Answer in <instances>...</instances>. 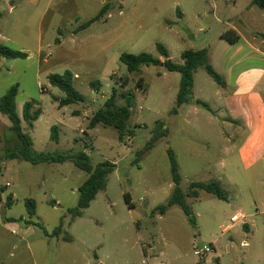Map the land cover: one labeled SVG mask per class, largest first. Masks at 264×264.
<instances>
[{"label": "rangeland", "instance_id": "1", "mask_svg": "<svg viewBox=\"0 0 264 264\" xmlns=\"http://www.w3.org/2000/svg\"><path fill=\"white\" fill-rule=\"evenodd\" d=\"M105 5L108 12L84 27ZM0 13V45L29 56L0 58V100L18 86L19 116L28 102L42 110L33 129L23 121L34 149L84 151L94 166L103 161L116 166L106 190L73 221L68 211L77 207L88 175L70 162L8 160L6 150L19 144L0 112V264H264V143L251 153L242 151L251 133L242 116L263 112L255 102L232 107L226 102L239 72L264 73V55L249 46H260L264 10L253 0H0ZM233 27L243 35L235 44L222 38ZM157 44L176 63L183 51L208 50L212 66L231 87L223 89L199 68L195 97L210 109L184 104L174 114L179 73L161 66L129 73L120 61L123 53H149L163 61ZM67 71L84 102L60 108L65 94L48 77ZM140 80L143 88H138ZM93 81L100 82L99 91L90 86ZM114 89L118 105L125 103L123 92L134 93L123 140L113 127L90 128ZM257 91L264 101V85ZM230 109L241 115L233 120ZM53 126L58 143L50 139ZM165 129L167 137L141 153L155 132ZM258 136L264 142V133ZM168 150L176 154L186 193L191 182L219 181L228 194V201L204 191L188 197L195 224L179 206L163 216L152 214L174 190ZM27 199L36 203L32 219ZM235 215L238 220L232 222ZM62 220V235H47ZM67 236L73 240L65 241ZM205 248L208 254L195 256Z\"/></svg>", "mask_w": 264, "mask_h": 264}, {"label": "trees", "instance_id": "2", "mask_svg": "<svg viewBox=\"0 0 264 264\" xmlns=\"http://www.w3.org/2000/svg\"><path fill=\"white\" fill-rule=\"evenodd\" d=\"M253 4L264 10V0H253ZM109 6L105 5L100 14L90 20L84 27H88L90 24L101 19V17L108 12ZM1 18V13H0ZM222 38L227 40L231 44H235L239 41L240 36L234 31L229 30L222 35ZM159 57H154L149 53H140L138 55L123 53L120 56V61L127 68L129 73H139L143 66H161L168 72H177L181 75L180 87L177 95V108L173 110L174 114H178V108L184 104H195L197 106L205 107L208 110L209 105L201 100L194 99V84L195 74L199 68H205L208 75L221 87H225L226 83L224 78L218 74L215 68L210 62L209 51L202 50H186L181 53V63L173 62L170 58L169 51L162 44L156 45ZM29 56L22 51H15L11 48L0 45V58L7 59H27ZM51 86L58 88L65 94L64 98L58 100L60 108L80 104L84 102V97L77 91L74 86V76L70 71H67L63 75L53 74L48 77ZM90 86L95 91H99L101 84L99 81L91 82ZM138 88H143L142 80L138 83ZM18 94V86L12 87L0 100V112L6 116L10 123V131L16 136L19 147L17 149L8 148L6 155L8 160H22L32 165L39 164H64L67 162L73 163L78 169L85 172L88 175L87 180L79 188L78 205L74 209H70L69 215L71 219L77 220L82 217L84 211L91 206V203L97 198L98 194L105 191L108 185L109 176L115 170V164L109 161H103L94 166L90 160L89 155L80 151L77 153H38L34 149V142L32 136L24 132L23 121L26 122L29 129H33L35 122L39 120L42 114L41 109H35V103L28 102L24 105L23 116L20 117L17 112L16 97ZM124 99L123 105L117 104L119 97L118 91L114 89L109 99H107L104 105L94 114L90 121V128L94 129L99 125L106 127H113L119 135V139L123 140L129 133V121L132 116V109L134 107V93L131 91H125L121 94ZM79 116V114H75ZM158 128H163V122H158ZM156 127V128H157ZM157 128V129H158ZM156 129V130H157ZM168 131L155 132L151 142L141 153H146L154 147V144L167 137ZM1 138V134H0ZM50 139L56 143L60 141L59 130L57 126L51 128ZM171 166V176L174 184V190L168 201L160 205L157 210L152 214L165 215L169 208L173 206H179L185 215L189 218L192 224L196 223L195 216L192 208L187 202V198H198L201 191L214 195L217 199L228 201V194L223 189L219 181H211L209 183L191 182L189 190L186 193L182 187V177L179 173V164L176 154L173 150H168ZM127 203L129 198L126 195ZM13 195H9L6 201L8 207L13 202ZM26 208L29 218H33L36 214V203L32 199L26 200ZM36 225V224H35ZM63 233V220L60 225L49 236L59 238ZM65 241L71 242L72 237L67 236Z\"/></svg>", "mask_w": 264, "mask_h": 264}, {"label": "crops", "instance_id": "3", "mask_svg": "<svg viewBox=\"0 0 264 264\" xmlns=\"http://www.w3.org/2000/svg\"><path fill=\"white\" fill-rule=\"evenodd\" d=\"M231 30H234L240 36L239 41L243 38V35H241L238 29L233 27ZM257 36L260 37L261 40L260 46H263L264 48V34L257 33ZM252 38L254 39V41L259 39L255 36H253ZM249 46L253 50H256V52L264 55V52L262 51L264 49L260 48V46L256 44H249ZM249 71L252 72H247V73H244V71L241 73L239 72L236 80L232 84L233 85L232 94L226 98V102L229 103V107H232L233 105L237 104V102H246V103L255 102L263 112L262 116H258L255 114L253 115L251 114L249 117L242 116V119L244 118L245 121L247 120L251 131L250 137L247 139L244 149H242L244 153H251L253 152V149L258 147L259 144L263 145L264 143L262 139L258 136V134L264 133V101H262L261 99L260 92L257 91V88H261L264 85L263 83L264 73L262 70L255 71L254 68L249 69ZM225 83L226 85L225 87H222L223 89L231 87V85L228 84L226 81ZM194 99L200 100L197 97H195V84H194ZM230 113H231V118L233 120L241 115L239 114L238 111L231 110Z\"/></svg>", "mask_w": 264, "mask_h": 264}, {"label": "built area", "instance_id": "4", "mask_svg": "<svg viewBox=\"0 0 264 264\" xmlns=\"http://www.w3.org/2000/svg\"><path fill=\"white\" fill-rule=\"evenodd\" d=\"M238 220V216L235 215L232 217V222H236ZM210 252V248H205L204 250H196L194 251L195 256H204Z\"/></svg>", "mask_w": 264, "mask_h": 264}]
</instances>
